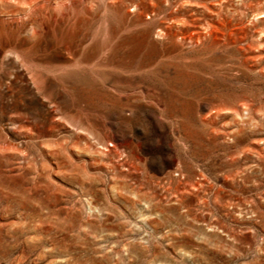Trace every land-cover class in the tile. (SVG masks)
Masks as SVG:
<instances>
[{"label":"rangeland","instance_id":"374dc122","mask_svg":"<svg viewBox=\"0 0 264 264\" xmlns=\"http://www.w3.org/2000/svg\"><path fill=\"white\" fill-rule=\"evenodd\" d=\"M263 1L0 0V264H264Z\"/></svg>","mask_w":264,"mask_h":264},{"label":"bare ground","instance_id":"6f19581e","mask_svg":"<svg viewBox=\"0 0 264 264\" xmlns=\"http://www.w3.org/2000/svg\"><path fill=\"white\" fill-rule=\"evenodd\" d=\"M263 3H264V1H263ZM202 6L204 8V14H202L203 18H198V17L190 18V17H192V14H190V13L184 15L180 19H178L174 16V19H175L174 22L172 21L171 25L168 26L169 28L174 27L173 31H171L170 33L174 35L180 31L182 33L180 35V37H182V39H184L186 36L188 37V39H191L192 36L195 35L196 40L198 41L200 39V37L212 36L213 31H216V30L222 31L225 28V26L227 25V23L230 21L228 18L226 19L223 17L222 6L218 5L217 8H215L214 6H212V4H211V6L210 5L208 6L206 3H202ZM262 6H261V8L263 9L264 4ZM262 9L260 10V8H259L258 10H253V14L257 17H258V15H260V16L264 15V10H262ZM170 15L173 17V15L171 13H170ZM163 30H165V29L161 28V27L158 28L157 34H163L164 33ZM261 32H264V29L262 31H259L260 34H261ZM243 35L247 36L246 33H244ZM253 35H254V33H252L250 36L252 37ZM249 57L250 56H248V58ZM243 60H244V56H243Z\"/></svg>","mask_w":264,"mask_h":264}]
</instances>
